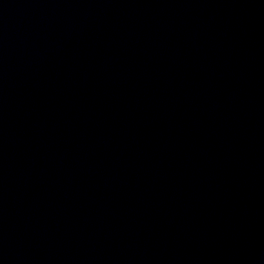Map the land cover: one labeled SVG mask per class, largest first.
I'll return each mask as SVG.
<instances>
[{"label": "water", "instance_id": "obj_1", "mask_svg": "<svg viewBox=\"0 0 264 264\" xmlns=\"http://www.w3.org/2000/svg\"><path fill=\"white\" fill-rule=\"evenodd\" d=\"M0 264H264V0H0Z\"/></svg>", "mask_w": 264, "mask_h": 264}]
</instances>
